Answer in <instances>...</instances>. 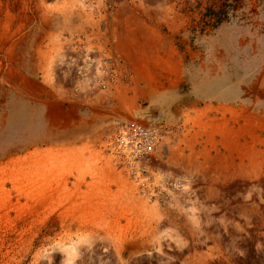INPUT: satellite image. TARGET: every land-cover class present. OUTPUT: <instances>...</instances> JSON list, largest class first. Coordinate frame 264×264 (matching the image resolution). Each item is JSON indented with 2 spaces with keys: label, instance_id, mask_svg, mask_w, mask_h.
<instances>
[{
  "label": "rangeland",
  "instance_id": "obj_1",
  "mask_svg": "<svg viewBox=\"0 0 264 264\" xmlns=\"http://www.w3.org/2000/svg\"><path fill=\"white\" fill-rule=\"evenodd\" d=\"M217 7L0 0V264H48L78 235L73 264H264V0L213 27ZM108 34L119 56L149 42L138 77L168 87L119 57L111 90H79L83 47Z\"/></svg>",
  "mask_w": 264,
  "mask_h": 264
},
{
  "label": "crops",
  "instance_id": "obj_2",
  "mask_svg": "<svg viewBox=\"0 0 264 264\" xmlns=\"http://www.w3.org/2000/svg\"><path fill=\"white\" fill-rule=\"evenodd\" d=\"M133 39H135V43L134 44H130L127 52H123L121 51V53H119L121 56L118 55L117 53V49H115V45L111 44L107 45L106 47L103 46L104 42H113L114 39L112 37V34H108V38L106 39L105 36L102 39H95L93 41H91L90 44H87L83 47V51L81 54V67L80 68H85L87 66L91 68V72L93 73L95 70V65L99 62V66H100V74L98 75V77L96 78V84L95 85H91L90 87H81L79 86V90H81L82 92H86L87 90L90 91L92 89H96L97 91L99 90H108V89H112L111 85L109 86V84H107V82H112L110 81V78L113 79V74L114 71H117V60H119L121 57L122 59V65L124 67H126V71L129 74V78L130 80H133L134 83H136V80H138L139 82H142V80L144 81L145 84L147 81L150 83L148 84L149 86H163L162 88H167L169 83L167 84H163L164 83V78L167 79L168 75L167 72H163L161 71V69H156V67H151L152 69L149 72L154 73V77H146V78H140L138 77V74H142V67H141V61L143 59H147L148 56V49L150 46V43L145 41L144 38L139 37V35H135L133 37ZM136 39H137V43H136ZM116 41V40H115ZM114 41V42H115ZM157 46H156V51L157 54L160 58L165 57L166 55L162 54L160 52L161 50V45H163L161 42H156ZM164 45L166 46V44L164 43ZM117 46V45H116ZM113 48V49H111ZM171 49L175 50L174 45H171ZM162 51V50H161ZM90 56L91 58H95V60L93 61L92 65L89 66V62L85 60L86 57ZM119 58V59H118ZM125 63V64H124ZM162 63V62H161ZM166 63V62H164ZM88 64V65H87ZM171 78H173L174 80H176L175 82H177L181 77L179 75V73H176V75H172L170 76ZM132 78V79H131ZM111 84V83H110ZM130 86V85H129ZM149 88V87H148ZM158 89V88H156ZM161 89V88H160ZM96 91V92H97ZM152 91L151 88H149L147 90Z\"/></svg>",
  "mask_w": 264,
  "mask_h": 264
},
{
  "label": "bare ground",
  "instance_id": "obj_3",
  "mask_svg": "<svg viewBox=\"0 0 264 264\" xmlns=\"http://www.w3.org/2000/svg\"><path fill=\"white\" fill-rule=\"evenodd\" d=\"M85 60L89 62V66H90V65H92L95 58L93 59L90 56H88L85 58ZM72 65H73V62L71 59L65 58L64 54L59 53L54 58L52 68L53 67H54V69L69 68ZM99 65H100L99 62L95 65V70L93 73L90 71L91 70L90 67L87 68V66H86L84 69L80 68V70L78 71V73L76 75V81H77L78 86L80 85L81 87L85 88V87H90L91 85H95L96 84V82H95L96 78L100 74V66ZM130 137H128L127 133L124 132L121 140L123 141V143L127 144V143L131 142ZM137 142H138V140H133V146H136ZM87 240H88L87 236L78 235L75 238L70 237L67 240L61 241L60 244L62 245L63 248H61V252L59 251L60 255H58L57 257H54V256L51 257L49 259L48 264H73L79 255V251H80L82 243L87 241ZM61 245H60V247H61ZM58 248H59V246H58ZM52 252L53 251H50L49 254H51Z\"/></svg>",
  "mask_w": 264,
  "mask_h": 264
},
{
  "label": "trees",
  "instance_id": "obj_4",
  "mask_svg": "<svg viewBox=\"0 0 264 264\" xmlns=\"http://www.w3.org/2000/svg\"><path fill=\"white\" fill-rule=\"evenodd\" d=\"M218 3L216 10L210 8L211 10V25L213 27L218 26L223 21L229 19V16L235 11L241 4V0H214ZM210 24V23H209Z\"/></svg>",
  "mask_w": 264,
  "mask_h": 264
},
{
  "label": "built area",
  "instance_id": "obj_5",
  "mask_svg": "<svg viewBox=\"0 0 264 264\" xmlns=\"http://www.w3.org/2000/svg\"><path fill=\"white\" fill-rule=\"evenodd\" d=\"M134 130L136 136L139 137V139L146 146V148L149 150L152 149L155 143L154 129L150 126L138 124L135 126Z\"/></svg>",
  "mask_w": 264,
  "mask_h": 264
}]
</instances>
